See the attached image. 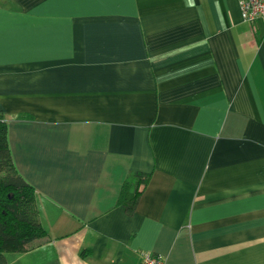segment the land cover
<instances>
[{
  "label": "crops",
  "instance_id": "0c3cea01",
  "mask_svg": "<svg viewBox=\"0 0 264 264\" xmlns=\"http://www.w3.org/2000/svg\"><path fill=\"white\" fill-rule=\"evenodd\" d=\"M0 114L47 233L0 264H264V18L238 0H0Z\"/></svg>",
  "mask_w": 264,
  "mask_h": 264
},
{
  "label": "trees",
  "instance_id": "16d2710c",
  "mask_svg": "<svg viewBox=\"0 0 264 264\" xmlns=\"http://www.w3.org/2000/svg\"><path fill=\"white\" fill-rule=\"evenodd\" d=\"M7 132L8 125L0 114V262L5 252H25L30 242L47 234L38 218L35 190L12 162ZM149 177L150 173H129L116 204L133 213Z\"/></svg>",
  "mask_w": 264,
  "mask_h": 264
},
{
  "label": "built area",
  "instance_id": "2783aa9c",
  "mask_svg": "<svg viewBox=\"0 0 264 264\" xmlns=\"http://www.w3.org/2000/svg\"><path fill=\"white\" fill-rule=\"evenodd\" d=\"M240 15L246 22H252L257 18H264V0H238ZM140 264H165L160 255L143 251Z\"/></svg>",
  "mask_w": 264,
  "mask_h": 264
}]
</instances>
